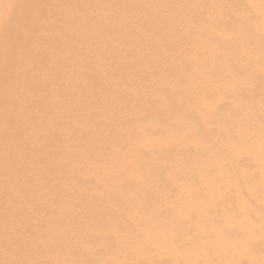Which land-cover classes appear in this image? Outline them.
Returning a JSON list of instances; mask_svg holds the SVG:
<instances>
[{
    "label": "bare ground",
    "instance_id": "6f19581e",
    "mask_svg": "<svg viewBox=\"0 0 264 264\" xmlns=\"http://www.w3.org/2000/svg\"><path fill=\"white\" fill-rule=\"evenodd\" d=\"M3 3L53 7L0 31V260L260 264L261 0Z\"/></svg>",
    "mask_w": 264,
    "mask_h": 264
},
{
    "label": "snow or ice",
    "instance_id": "6c2138e0",
    "mask_svg": "<svg viewBox=\"0 0 264 264\" xmlns=\"http://www.w3.org/2000/svg\"><path fill=\"white\" fill-rule=\"evenodd\" d=\"M52 5L45 4H24V3H3L0 0V31L4 33L5 37V56L6 62L13 59L17 48L21 45H31V49L37 55L39 54V47L34 39L35 33L37 32V20L42 18L44 10L52 8ZM250 7V6H248ZM261 16L262 25L261 30L264 33V0H261ZM23 10V17L19 23L16 22V15L18 12ZM14 25V35L10 36V26ZM261 78L264 82V54H262V65H261ZM248 88L253 86L251 75L246 77ZM243 88L239 90L229 87L222 95L229 96L232 92L237 93V98H240ZM262 108H264V88H262ZM209 104H214V99H209ZM21 129H14V134L19 135ZM262 151H264V144H262ZM260 230L261 239L264 240V195L261 199V212H260ZM245 248L248 247V241H244ZM19 242L9 238L6 252H10L19 247ZM0 264H88L87 261L77 260H56V261H39V260H26V259H5L0 260ZM190 264H199L197 261L190 262ZM224 264H242L241 261H225ZM260 264H264V258L261 259Z\"/></svg>",
    "mask_w": 264,
    "mask_h": 264
}]
</instances>
